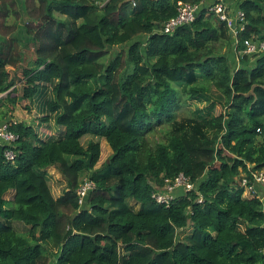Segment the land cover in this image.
Here are the masks:
<instances>
[{
  "label": "trees",
  "instance_id": "16d2710c",
  "mask_svg": "<svg viewBox=\"0 0 264 264\" xmlns=\"http://www.w3.org/2000/svg\"><path fill=\"white\" fill-rule=\"evenodd\" d=\"M225 1L245 14L235 68L216 48L234 36L211 0H27V65L18 0H0V125L17 136L0 143V264H264V203L238 182L264 168V53H244L264 38V0ZM180 2L201 6L165 33ZM51 87L38 119L61 132L42 136L14 113ZM187 101L207 105L179 119ZM102 139L112 153L98 166ZM84 172L95 187L81 205ZM180 173L196 188L158 202Z\"/></svg>",
  "mask_w": 264,
  "mask_h": 264
},
{
  "label": "built area",
  "instance_id": "2783aa9c",
  "mask_svg": "<svg viewBox=\"0 0 264 264\" xmlns=\"http://www.w3.org/2000/svg\"><path fill=\"white\" fill-rule=\"evenodd\" d=\"M200 6L201 5L199 3L193 4L190 2H180L178 13L165 21L163 24V31L165 33H173L178 27L192 23L196 18V14ZM209 8L214 10L222 20L227 21L233 36L238 42V34L244 29V12L238 8H234L225 0H211ZM244 42V53H248L250 55H259L264 53V38L246 39ZM16 138L17 136L9 130L8 124L0 125L1 144L10 145L16 140ZM6 158L8 160H13L15 158L14 151L11 149L7 150ZM252 176L253 179L250 181L246 174H244L243 178L238 181L239 184L247 187L250 192L264 198V168L252 172ZM258 185L262 186V191L256 190V186ZM94 187L95 183L92 179L88 177L83 179L78 189L81 205H83L86 197ZM194 188H196V185L190 180V178L183 173H180L174 179H166L165 185L162 188L157 189V191L153 193V196L158 202L169 204L170 201L177 195Z\"/></svg>",
  "mask_w": 264,
  "mask_h": 264
},
{
  "label": "rangeland",
  "instance_id": "374dc122",
  "mask_svg": "<svg viewBox=\"0 0 264 264\" xmlns=\"http://www.w3.org/2000/svg\"><path fill=\"white\" fill-rule=\"evenodd\" d=\"M26 1L27 0H18V7L20 8L21 14L23 15L19 19L18 28L15 32V34H17L20 38L23 39L22 50L25 54V61L23 62L24 65H27L28 61L33 59L34 54H35L34 53L35 44L33 40L31 39V37L25 32L24 27H23L24 23L27 22V20L29 19V16L26 14V10L24 9L26 5ZM14 21H15L14 17H10L9 23L12 24ZM238 42L235 39V37H233L229 44H226L224 40L216 44V48L219 51L225 52V55H227L230 61L233 62V68H235L238 64H240L238 56L242 54V52H239ZM120 48H121L120 46L111 48L110 49L111 53L109 54V57H112V55H114L117 52V50H119ZM9 69L15 72V68L9 67ZM52 97H53L52 87L47 90H42L37 97L35 108L33 109V111L29 113L21 105H18L14 113V119L18 121L23 120L28 123H36V124L39 123V125H41V122L38 119L40 118L38 112H41L46 102L50 100ZM206 105H207L206 103H197L193 101H187V103L179 111L178 118L184 119L189 116H192V113L195 110V108L204 107ZM53 118L54 116L46 125H41L40 129L38 128L39 132L42 133V136H46L47 134H52L53 136H57L61 132L60 127L56 124ZM166 136H167V125L158 126V128L153 133L148 135V140L150 141L152 145H155L157 142L164 140ZM101 147H102V154H101V159L98 163V166L101 165L103 161H105L112 153V149L110 145L104 139L101 140ZM86 177H89V175L87 172H84V174L82 175V180ZM50 180L52 183L53 191L56 195L60 194L67 187L65 179L61 176V174L55 168H52V174L50 175ZM13 224L16 230L20 233L24 234L28 230V226H26L21 221L14 220Z\"/></svg>",
  "mask_w": 264,
  "mask_h": 264
},
{
  "label": "crops",
  "instance_id": "0c3cea01",
  "mask_svg": "<svg viewBox=\"0 0 264 264\" xmlns=\"http://www.w3.org/2000/svg\"><path fill=\"white\" fill-rule=\"evenodd\" d=\"M237 66H238V65H237ZM256 190L262 191L263 188H262V186L258 185V186H256ZM57 195H59V194H57ZM259 197H261V196H259ZM261 199H262V201H263V203H264V198L261 197Z\"/></svg>",
  "mask_w": 264,
  "mask_h": 264
}]
</instances>
